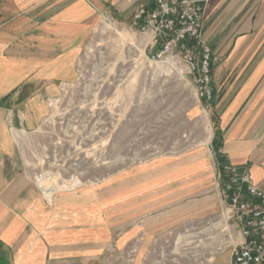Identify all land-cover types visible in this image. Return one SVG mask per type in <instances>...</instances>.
Instances as JSON below:
<instances>
[{"label": "crops", "instance_id": "0c3cea01", "mask_svg": "<svg viewBox=\"0 0 264 264\" xmlns=\"http://www.w3.org/2000/svg\"><path fill=\"white\" fill-rule=\"evenodd\" d=\"M196 1L215 57L206 102L224 160L194 154L171 170L135 168L45 197L23 157L24 146L39 143L26 133L46 112L43 98L74 80L77 52L100 21L129 25L138 5L154 0H0V264H104L126 243L138 264L139 241L149 257L156 242L179 239L187 218L220 208L217 182L209 184L219 164L245 170L264 189V0ZM212 229L201 234H218ZM222 234L239 239L229 228ZM208 255L205 264H231L228 246Z\"/></svg>", "mask_w": 264, "mask_h": 264}, {"label": "rangeland", "instance_id": "374dc122", "mask_svg": "<svg viewBox=\"0 0 264 264\" xmlns=\"http://www.w3.org/2000/svg\"><path fill=\"white\" fill-rule=\"evenodd\" d=\"M181 70L148 60L141 35L130 24L100 21L77 52L74 80L57 82V96L43 98L46 112L38 127L25 132L39 139L24 146L23 157L33 176L49 175L48 181L39 179L42 189L51 194L135 168L164 164L171 170L194 154L216 156L217 114L196 98L191 78ZM192 175L187 172V180ZM209 184H216L215 174ZM212 227L218 234H201ZM180 230L179 239L156 242L149 257L139 241L138 264H205L211 249L228 245L220 235L225 227L219 207L192 215ZM131 252L126 243L104 264H130Z\"/></svg>", "mask_w": 264, "mask_h": 264}, {"label": "built area", "instance_id": "2783aa9c", "mask_svg": "<svg viewBox=\"0 0 264 264\" xmlns=\"http://www.w3.org/2000/svg\"><path fill=\"white\" fill-rule=\"evenodd\" d=\"M202 12L203 4L196 0H154L151 7L138 5L130 27L141 35L148 60L181 68L191 78L196 98L209 101L215 57L202 37ZM41 178L49 175L39 173L33 178L49 197L52 194L38 184ZM216 182L221 222L239 236L227 243L231 264H264V189L245 170L229 163L219 164Z\"/></svg>", "mask_w": 264, "mask_h": 264}, {"label": "trees", "instance_id": "16d2710c", "mask_svg": "<svg viewBox=\"0 0 264 264\" xmlns=\"http://www.w3.org/2000/svg\"><path fill=\"white\" fill-rule=\"evenodd\" d=\"M216 139L214 140V146H215V153L217 155V158H218V161L219 162H222L224 160V158L222 157V155L218 152V148L219 146L221 145L220 144V134H219V130L217 128V131H216Z\"/></svg>", "mask_w": 264, "mask_h": 264}, {"label": "bare ground", "instance_id": "6f19581e", "mask_svg": "<svg viewBox=\"0 0 264 264\" xmlns=\"http://www.w3.org/2000/svg\"><path fill=\"white\" fill-rule=\"evenodd\" d=\"M49 179H46V181H48ZM39 181V180H38ZM40 186L42 187V182H41V184H40ZM49 188H51L50 186H49ZM46 193V192H45ZM53 193V192H52ZM51 193V194H52ZM48 194V193H47ZM50 195V194H49Z\"/></svg>", "mask_w": 264, "mask_h": 264}]
</instances>
